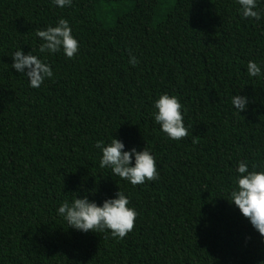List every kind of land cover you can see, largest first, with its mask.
<instances>
[{"label":"trees","instance_id":"16d2710c","mask_svg":"<svg viewBox=\"0 0 264 264\" xmlns=\"http://www.w3.org/2000/svg\"><path fill=\"white\" fill-rule=\"evenodd\" d=\"M254 10L259 21L237 0H0V264H262L264 238L229 202L240 162L264 172V0ZM61 18L79 44L71 59L39 51L36 30ZM18 50L53 77L30 87L12 68ZM164 94L182 105L181 140L155 122ZM113 138L146 147L158 179L133 186L101 168L95 145ZM118 191L137 212L123 239L58 214Z\"/></svg>","mask_w":264,"mask_h":264},{"label":"clouds","instance_id":"9594fccd","mask_svg":"<svg viewBox=\"0 0 264 264\" xmlns=\"http://www.w3.org/2000/svg\"><path fill=\"white\" fill-rule=\"evenodd\" d=\"M53 2L61 8L72 4V0H53ZM237 3L241 6V14L244 18H253L256 21L261 19V13L254 10L257 8V0H237ZM71 31L68 21L63 18L59 19L54 27L36 30V36L43 41L39 51L55 54L62 50L67 58H73L79 50V44L73 38ZM12 59V68L26 74L32 88H39L46 78L53 77L51 67L31 53L25 55L22 50H18L12 55ZM138 63V59L130 54L129 64L135 67ZM247 72L251 77H258L261 75V67L256 62L249 61ZM248 102L246 96L236 95L232 98V104L239 112L246 110ZM154 107L157 109L154 113L155 122L170 139L178 141L189 135L183 123L182 105L176 96L161 95L155 101ZM198 139L194 137L192 142L195 144ZM95 146L102 151L99 166L110 168L113 175L129 181L133 186L144 184L146 180L158 179L155 159L146 147L143 151H137L135 148L124 151L125 145L116 138H113L107 146L102 140L97 141ZM133 157L134 166H132ZM253 167L255 168L256 165ZM237 172L240 174L235 181L238 187L231 191L229 202L240 210L264 238V172H249L248 165L243 161L239 163ZM128 204V198L118 191L116 198L106 199L102 206L90 202L87 196L75 198L71 204L65 201L59 206L58 214L64 218L69 227L76 230L85 233L90 230L96 233L110 230L111 236L119 240L126 237L135 225L137 212L127 207Z\"/></svg>","mask_w":264,"mask_h":264},{"label":"rangeland","instance_id":"374dc122","mask_svg":"<svg viewBox=\"0 0 264 264\" xmlns=\"http://www.w3.org/2000/svg\"><path fill=\"white\" fill-rule=\"evenodd\" d=\"M126 7H128V5H127V6H125L124 8H126Z\"/></svg>","mask_w":264,"mask_h":264}]
</instances>
